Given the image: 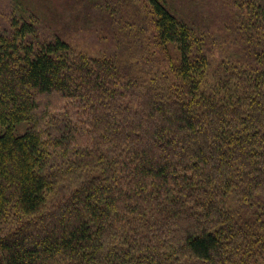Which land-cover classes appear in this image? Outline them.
<instances>
[{
	"label": "trees",
	"instance_id": "trees-1",
	"mask_svg": "<svg viewBox=\"0 0 264 264\" xmlns=\"http://www.w3.org/2000/svg\"><path fill=\"white\" fill-rule=\"evenodd\" d=\"M138 1L0 26V264L264 261V0Z\"/></svg>",
	"mask_w": 264,
	"mask_h": 264
},
{
	"label": "rangeland",
	"instance_id": "rangeland-1",
	"mask_svg": "<svg viewBox=\"0 0 264 264\" xmlns=\"http://www.w3.org/2000/svg\"><path fill=\"white\" fill-rule=\"evenodd\" d=\"M141 1L144 2V0L138 1L139 4L143 7ZM168 1L173 3L174 6H176L177 11L180 12L186 7L187 9L189 7L193 11V18H196L197 21L203 20L210 22V19L204 14L209 15V11L211 8L212 9L211 14L218 16L219 11L215 9V6H217V4L219 5L220 3H222V1L224 2L225 0H168ZM234 1L238 2V0H234ZM229 3L230 2H224V4H229ZM132 9H135L134 5L127 10H123L122 13L123 12L128 13L130 11H133ZM138 9L140 10V8ZM31 10L37 13V17L42 19L41 21L44 20L45 22L44 27H46V22H48V20L51 19L52 21H55L53 17L55 16L59 17L61 15L62 16L64 15V12L62 13L61 2H59V0L56 1L55 0H0L1 28L8 27L9 21L13 16L20 18L21 15L30 12ZM142 12L148 13V7L147 8L145 7V10L144 11L142 10ZM150 30L153 32L152 28H150ZM145 44L146 47L149 49L150 54L158 55L159 59H163V56L161 55L159 48H157L156 45L153 44L151 40L147 39L145 41ZM260 264H264V261L262 259L260 260Z\"/></svg>",
	"mask_w": 264,
	"mask_h": 264
}]
</instances>
